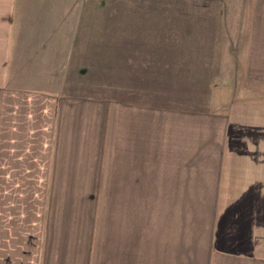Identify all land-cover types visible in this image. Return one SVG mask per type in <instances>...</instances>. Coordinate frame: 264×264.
Returning <instances> with one entry per match:
<instances>
[{"label": "crops", "instance_id": "obj_1", "mask_svg": "<svg viewBox=\"0 0 264 264\" xmlns=\"http://www.w3.org/2000/svg\"><path fill=\"white\" fill-rule=\"evenodd\" d=\"M133 1L0 0V264H264V153L235 131L264 103H222L264 88V0ZM212 51L239 59L220 96L193 85ZM160 162L220 196L165 235L140 197Z\"/></svg>", "mask_w": 264, "mask_h": 264}, {"label": "rangeland", "instance_id": "obj_2", "mask_svg": "<svg viewBox=\"0 0 264 264\" xmlns=\"http://www.w3.org/2000/svg\"><path fill=\"white\" fill-rule=\"evenodd\" d=\"M151 2L149 6H147V3ZM167 4H164L161 1L157 0H139L138 3L133 1V3L128 5V11H132L137 14L142 11H151V12H163L170 10L169 6L166 9ZM172 10L180 11L184 10V0H176L174 6L171 7ZM151 14V13H150ZM176 21V20H175ZM181 22V20L177 21ZM225 26V25H224ZM181 28V27H180ZM203 31H207L209 36L215 35V30L208 29L207 26L203 27ZM182 30H186V24L184 23V27L181 28ZM178 30V29H177ZM179 31V30H178ZM206 34V33H204ZM236 52L232 51H223V56L220 51H212L209 52V54H204V61L206 60L208 64L206 67L208 68V83H201V84H193L200 87H202V93L206 91V94L213 96V95H221L222 90V84L220 82H214L213 80L218 79L221 80L219 77H216L215 75H219V73H223L221 71V67L225 66L223 69L225 70L224 73H227L228 67L226 66L229 63H234L237 65V61L235 60L234 56ZM240 57V54H239ZM223 63V64H222ZM212 66H209V65ZM220 66V68H218ZM209 68H214V70H217V72H213L211 74V70ZM227 85V84H225ZM209 87V90H208ZM239 89L241 90L240 93H238L237 98L233 94H228L227 91L224 93L225 97L222 99V103L228 104L229 99H232L236 104H243V105H250L254 104L259 106L260 104L264 103V88L263 86H258L256 83H243L239 84ZM198 88V87H197ZM194 90V89H193ZM228 90V89H227ZM230 90V89H229ZM241 92L248 93V99L246 100ZM244 94V93H243ZM231 97V98H230ZM243 97V98H242ZM245 100V101H244ZM214 101L210 97L208 99H205V102L207 103V109L208 106L212 108L214 106ZM252 124L253 123H249ZM242 125L241 128L237 126L235 128V131L240 132L241 139H243L245 142H247L248 146L244 147L246 153L250 150H253V153H264V125L262 124L261 128L255 127L256 125ZM260 124V123H255ZM231 125V124H229ZM232 131H229V133ZM231 137V134H228L225 138L228 140H225V151L224 153H227L229 151L235 150L236 153L242 154L245 153L243 148L237 147L236 149L231 147L232 140L234 141V138L229 140ZM263 149V150H262ZM222 153V154H224ZM155 166V162L153 163ZM211 162L208 163V166L210 167ZM176 172L173 173V177L169 178V173L167 171V164H162V162L159 163V168L155 169V178L153 179V183L151 184V181L145 180V192L144 195L140 196L141 201L144 203H155V229L159 228L160 234L165 235L169 230L170 227H168V223H173L175 226L171 227L172 231L178 230L179 227L182 226V222H180V218H194L196 214H198V210H200L199 204L201 202H215V199L220 196L215 195H204L201 194V187H198L197 184L194 182H187L184 178L183 180H178L175 178ZM209 178H207L208 182L212 183L215 181V173L209 174ZM207 182V184H208ZM139 197V196H138ZM226 198L228 196H225ZM234 199L240 198L238 195L233 196ZM218 201V200H217ZM175 213L176 217L172 216V214ZM177 219L178 221H176ZM172 220V222H171ZM170 221V222H169ZM167 231V232H166ZM163 232V233H162ZM166 232V233H165ZM162 240V238H161Z\"/></svg>", "mask_w": 264, "mask_h": 264}]
</instances>
